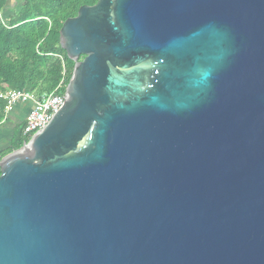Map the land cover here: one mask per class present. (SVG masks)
<instances>
[{
	"label": "water",
	"instance_id": "water-1",
	"mask_svg": "<svg viewBox=\"0 0 264 264\" xmlns=\"http://www.w3.org/2000/svg\"><path fill=\"white\" fill-rule=\"evenodd\" d=\"M59 42L60 109L0 158V264H264V0H97Z\"/></svg>",
	"mask_w": 264,
	"mask_h": 264
},
{
	"label": "trees",
	"instance_id": "trees-1",
	"mask_svg": "<svg viewBox=\"0 0 264 264\" xmlns=\"http://www.w3.org/2000/svg\"><path fill=\"white\" fill-rule=\"evenodd\" d=\"M96 1L21 0L11 13H6L8 0H0V124L5 121L6 99L1 94L6 87L35 96L55 90L64 92L73 61L60 46L59 29L65 19L76 15L81 5ZM22 129L23 124L17 127L0 158L23 144Z\"/></svg>",
	"mask_w": 264,
	"mask_h": 264
},
{
	"label": "built area",
	"instance_id": "built-area-1",
	"mask_svg": "<svg viewBox=\"0 0 264 264\" xmlns=\"http://www.w3.org/2000/svg\"><path fill=\"white\" fill-rule=\"evenodd\" d=\"M60 85H63V80H61ZM1 96L6 99L4 119L7 118L16 102L26 100L33 101L30 111L24 118L22 134L25 139L23 142H26L34 132L41 129L50 120L52 115L60 109L64 100V92L56 90L49 94L35 96L31 92L25 90L6 87Z\"/></svg>",
	"mask_w": 264,
	"mask_h": 264
},
{
	"label": "crops",
	"instance_id": "crops-1",
	"mask_svg": "<svg viewBox=\"0 0 264 264\" xmlns=\"http://www.w3.org/2000/svg\"><path fill=\"white\" fill-rule=\"evenodd\" d=\"M33 105L32 100L19 101L13 106L5 121L0 124V153L7 150L16 133L17 127L24 123L26 114Z\"/></svg>",
	"mask_w": 264,
	"mask_h": 264
},
{
	"label": "rangeland",
	"instance_id": "rangeland-1",
	"mask_svg": "<svg viewBox=\"0 0 264 264\" xmlns=\"http://www.w3.org/2000/svg\"><path fill=\"white\" fill-rule=\"evenodd\" d=\"M20 2H21V0H8L7 5L9 7H8V10L6 13H11L20 4ZM2 147H0V148H2Z\"/></svg>",
	"mask_w": 264,
	"mask_h": 264
}]
</instances>
